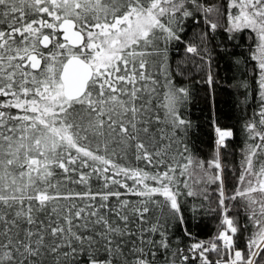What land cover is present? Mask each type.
<instances>
[{"label":"snow or ice","instance_id":"obj_1","mask_svg":"<svg viewBox=\"0 0 264 264\" xmlns=\"http://www.w3.org/2000/svg\"><path fill=\"white\" fill-rule=\"evenodd\" d=\"M188 19L208 85V37L251 40L260 104L231 193L233 132L215 128L207 161L185 143L189 91L167 65ZM187 197L219 224L174 246ZM0 264H264V0H0Z\"/></svg>","mask_w":264,"mask_h":264},{"label":"trees","instance_id":"obj_2","mask_svg":"<svg viewBox=\"0 0 264 264\" xmlns=\"http://www.w3.org/2000/svg\"><path fill=\"white\" fill-rule=\"evenodd\" d=\"M183 29L181 41H173L168 46L167 67L173 82L189 91L186 102L180 107V114L190 122L185 143L194 157L207 161L217 147L215 128L233 132V137L226 141L228 147L220 149L225 191L231 193L236 183L235 173L239 168L241 151L247 142L243 126L259 110L260 104L254 83L257 69L250 59L251 40L247 38V33L241 34L242 39L225 40L221 29L208 37L207 49L211 53L210 71L213 76V83L208 85L205 83L208 66L199 57L185 51L189 43L199 45L198 37L206 27L203 21L193 23L188 19ZM215 187L211 185L210 189ZM154 199L163 201V197L159 196ZM193 204L201 205V201L184 198V225L173 221L169 226V239L174 246L184 247L189 243L184 234L185 228L193 234L194 240L208 241L216 234L219 210H215V204L204 202L195 212L192 211ZM237 211L233 206L232 212ZM167 212L166 207L162 208L160 218L165 219ZM238 244L243 246V240H238ZM210 255L214 257V254Z\"/></svg>","mask_w":264,"mask_h":264},{"label":"rangeland","instance_id":"obj_3","mask_svg":"<svg viewBox=\"0 0 264 264\" xmlns=\"http://www.w3.org/2000/svg\"><path fill=\"white\" fill-rule=\"evenodd\" d=\"M214 155V154H213ZM213 157V156H212Z\"/></svg>","mask_w":264,"mask_h":264}]
</instances>
